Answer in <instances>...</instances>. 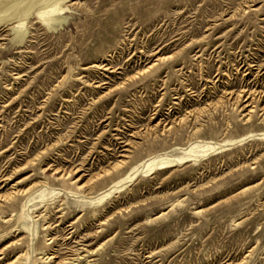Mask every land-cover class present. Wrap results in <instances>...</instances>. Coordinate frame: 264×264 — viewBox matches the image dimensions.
Listing matches in <instances>:
<instances>
[{"label": "rangeland", "instance_id": "obj_1", "mask_svg": "<svg viewBox=\"0 0 264 264\" xmlns=\"http://www.w3.org/2000/svg\"><path fill=\"white\" fill-rule=\"evenodd\" d=\"M0 264H264V0H0Z\"/></svg>", "mask_w": 264, "mask_h": 264}, {"label": "bare ground", "instance_id": "obj_2", "mask_svg": "<svg viewBox=\"0 0 264 264\" xmlns=\"http://www.w3.org/2000/svg\"><path fill=\"white\" fill-rule=\"evenodd\" d=\"M155 66V64L153 65V66H151V67H149V69H151L152 67H154ZM122 165V164H121ZM164 164H162V166H163ZM119 166V165H118ZM116 167V166H115ZM147 168H149V166H147ZM55 263V262H54Z\"/></svg>", "mask_w": 264, "mask_h": 264}]
</instances>
